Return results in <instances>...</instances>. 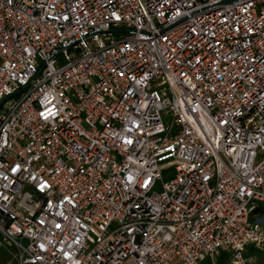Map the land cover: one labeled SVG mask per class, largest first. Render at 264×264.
Returning <instances> with one entry per match:
<instances>
[{
	"label": "built area",
	"instance_id": "1",
	"mask_svg": "<svg viewBox=\"0 0 264 264\" xmlns=\"http://www.w3.org/2000/svg\"><path fill=\"white\" fill-rule=\"evenodd\" d=\"M222 1L0 0V247L18 264L264 251V0Z\"/></svg>",
	"mask_w": 264,
	"mask_h": 264
},
{
	"label": "rangeland",
	"instance_id": "2",
	"mask_svg": "<svg viewBox=\"0 0 264 264\" xmlns=\"http://www.w3.org/2000/svg\"><path fill=\"white\" fill-rule=\"evenodd\" d=\"M259 254L260 252L256 253L255 250H252V253H250L252 262L255 264H264L263 259L261 260L258 258V257L261 258ZM221 260L218 257H215L214 264H220ZM0 264H18L16 252L14 248L9 247V246L0 247Z\"/></svg>",
	"mask_w": 264,
	"mask_h": 264
},
{
	"label": "water",
	"instance_id": "3",
	"mask_svg": "<svg viewBox=\"0 0 264 264\" xmlns=\"http://www.w3.org/2000/svg\"><path fill=\"white\" fill-rule=\"evenodd\" d=\"M238 1H242V0H223L221 2V5H229V4H232V3H235V2H238ZM39 73L36 75L38 76ZM17 94H19V92L15 93L14 96H16ZM6 99H4L3 101L0 102V105L5 101Z\"/></svg>",
	"mask_w": 264,
	"mask_h": 264
},
{
	"label": "crops",
	"instance_id": "4",
	"mask_svg": "<svg viewBox=\"0 0 264 264\" xmlns=\"http://www.w3.org/2000/svg\"><path fill=\"white\" fill-rule=\"evenodd\" d=\"M252 250H255L256 253L260 252L259 255L261 256V258H260V257H258V258L261 259V260L263 259V261H264V251H258V250H256V249H251V250L247 251L246 254H247L248 256H250V253H252ZM250 257H251V256H250ZM255 259H257V258H255ZM259 259H257V260H259ZM253 264H255V263H253Z\"/></svg>",
	"mask_w": 264,
	"mask_h": 264
},
{
	"label": "trees",
	"instance_id": "5",
	"mask_svg": "<svg viewBox=\"0 0 264 264\" xmlns=\"http://www.w3.org/2000/svg\"><path fill=\"white\" fill-rule=\"evenodd\" d=\"M220 264H223V261H221V263Z\"/></svg>",
	"mask_w": 264,
	"mask_h": 264
}]
</instances>
